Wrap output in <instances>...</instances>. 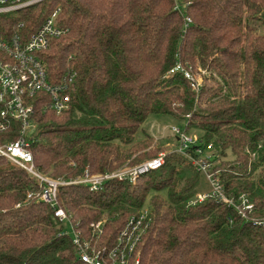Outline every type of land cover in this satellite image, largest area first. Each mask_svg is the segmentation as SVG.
<instances>
[{"label": "trees", "instance_id": "1", "mask_svg": "<svg viewBox=\"0 0 264 264\" xmlns=\"http://www.w3.org/2000/svg\"><path fill=\"white\" fill-rule=\"evenodd\" d=\"M58 4L68 31L40 54L53 81L77 75L62 113L43 110L48 95L35 97L39 169L69 179L139 163L163 148L143 124L169 118L202 131L228 196L242 205L245 193L254 207L243 216L214 196L191 203L211 183L175 149L135 181L113 177L98 190L61 184L55 204L29 196L40 182L0 155V264H89L61 233L55 208L108 249L145 205L151 221L138 264H264V0H47L3 15L5 25L24 19L32 31ZM100 220L98 238L92 222Z\"/></svg>", "mask_w": 264, "mask_h": 264}, {"label": "built area", "instance_id": "2", "mask_svg": "<svg viewBox=\"0 0 264 264\" xmlns=\"http://www.w3.org/2000/svg\"><path fill=\"white\" fill-rule=\"evenodd\" d=\"M43 1L47 0H0V134H17L16 138L0 140V155L25 168L40 182L41 190L31 191L29 196L37 195L39 199L55 204L61 184L84 182L91 189L98 190L107 179L113 177L135 181L140 174L160 167L165 161L166 151H160L158 155L136 164H124L114 170L90 172L86 169L83 174L69 179L52 177L39 169L32 149L37 139L35 97L41 94L39 98L42 99L43 95H48L50 100L44 103L43 110L51 108L58 114L62 113L70 107V90L77 75L76 71L71 70L53 81L40 53L49 46L52 38L67 32L68 28L58 23L61 4L56 5L32 31L29 30L24 19H19L11 29L5 25L3 15L20 13ZM176 7L186 12L181 2L177 1ZM185 18L186 21L191 20L188 13L185 14ZM186 74L193 78L189 72ZM200 78L193 82L195 87L199 86ZM172 133L177 139L175 150L186 155L211 183L209 191L199 192L191 198L190 202L195 203L214 196L230 204H236V200L226 193L218 170H213L212 159L215 148L212 142L205 144L200 136L191 135L181 124H174ZM239 199L242 201V205L236 204L239 213L248 216V210L250 212L253 210V203L245 193L241 194ZM54 215L62 225L61 233L72 235L77 254L83 261L89 264H138V244L151 221L148 205L143 206L139 212L128 218L118 232L114 244L108 249L92 245L82 235L71 213L64 207L57 206ZM261 221L264 223V219ZM65 222L70 224V230L65 228ZM92 226L94 233L100 238L103 233V221L92 222Z\"/></svg>", "mask_w": 264, "mask_h": 264}, {"label": "rangeland", "instance_id": "3", "mask_svg": "<svg viewBox=\"0 0 264 264\" xmlns=\"http://www.w3.org/2000/svg\"><path fill=\"white\" fill-rule=\"evenodd\" d=\"M200 80L202 79L200 78ZM174 124H180V122L174 121L169 118H160V117L151 116L145 121L143 127L152 135V137L154 138V142L163 145L161 151H168V150H174L177 145L175 137L172 133V126ZM189 133L193 136H200L202 134V131L197 128H191ZM228 157L232 158V155L229 154ZM203 180L204 181L206 180L204 176H203ZM64 226L67 230L71 229V226L68 222H65Z\"/></svg>", "mask_w": 264, "mask_h": 264}]
</instances>
